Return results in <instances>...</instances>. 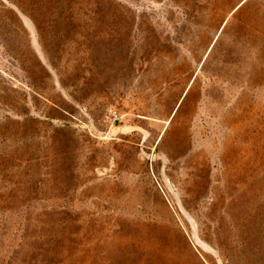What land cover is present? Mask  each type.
<instances>
[{"label": "rangeland", "instance_id": "rangeland-1", "mask_svg": "<svg viewBox=\"0 0 264 264\" xmlns=\"http://www.w3.org/2000/svg\"><path fill=\"white\" fill-rule=\"evenodd\" d=\"M236 1L0 0V264H264V39L212 49ZM173 37L207 57L198 196L108 135Z\"/></svg>", "mask_w": 264, "mask_h": 264}, {"label": "crops", "instance_id": "crops-1", "mask_svg": "<svg viewBox=\"0 0 264 264\" xmlns=\"http://www.w3.org/2000/svg\"><path fill=\"white\" fill-rule=\"evenodd\" d=\"M167 8L171 7L151 6L158 13L152 16L158 19L152 20L151 25L154 30L167 29V34L173 35L175 31L171 30L188 24L187 15L176 8L182 20H166L164 11ZM135 9L134 27L137 29L141 24L138 14L142 10ZM226 12L212 49H222L230 42L245 45L250 38L264 39L263 0H237ZM187 29L189 44L188 26ZM168 39L179 51L153 53L149 60L157 64L149 69L130 70L134 76L117 113L119 122L108 135H118L111 139L118 140L121 150L134 149L136 159H141L155 178L182 182L180 187L189 190L201 189L202 171L212 158V153L202 146V108L206 105L202 100L206 91L202 65L207 57L202 59V55L197 57L186 51L185 42H179L176 37ZM52 119L59 120L56 116ZM188 195L198 196L197 192Z\"/></svg>", "mask_w": 264, "mask_h": 264}, {"label": "built area", "instance_id": "built-area-1", "mask_svg": "<svg viewBox=\"0 0 264 264\" xmlns=\"http://www.w3.org/2000/svg\"><path fill=\"white\" fill-rule=\"evenodd\" d=\"M114 119L117 121L119 119L118 115L115 114Z\"/></svg>", "mask_w": 264, "mask_h": 264}, {"label": "bare ground", "instance_id": "bare-ground-1", "mask_svg": "<svg viewBox=\"0 0 264 264\" xmlns=\"http://www.w3.org/2000/svg\"><path fill=\"white\" fill-rule=\"evenodd\" d=\"M187 189V188H186ZM193 191V190H192ZM196 191V190H195ZM193 193H194V191H193Z\"/></svg>", "mask_w": 264, "mask_h": 264}]
</instances>
